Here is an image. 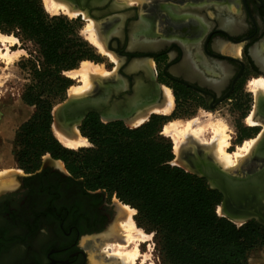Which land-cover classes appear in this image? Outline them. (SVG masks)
Wrapping results in <instances>:
<instances>
[{
	"label": "flooded vegetation",
	"instance_id": "1",
	"mask_svg": "<svg viewBox=\"0 0 264 264\" xmlns=\"http://www.w3.org/2000/svg\"><path fill=\"white\" fill-rule=\"evenodd\" d=\"M216 1L152 0L137 6L98 1L92 13L100 19L115 7L111 17L97 23L119 65L115 73L97 78L86 95L102 112L67 124L81 127L88 117L107 123L105 117L119 111L125 116L121 122L128 123L162 103L164 87L173 95L172 118L180 111L217 110L240 93L247 77H264L255 57L256 49L264 52V0ZM140 21L151 29L145 35L136 27ZM255 117L264 123L259 107ZM185 156L190 166H196V159L209 172L216 165L234 176L241 174L221 166L208 151L195 153L191 148ZM40 169L19 174L18 187L0 190V264H87L81 239L108 234L118 203L99 191H84L58 169ZM248 172L252 185L260 189L252 193L251 211L264 212V157L253 160ZM249 221L264 227L257 217Z\"/></svg>",
	"mask_w": 264,
	"mask_h": 264
},
{
	"label": "trees",
	"instance_id": "2",
	"mask_svg": "<svg viewBox=\"0 0 264 264\" xmlns=\"http://www.w3.org/2000/svg\"><path fill=\"white\" fill-rule=\"evenodd\" d=\"M81 29L79 19L49 14L42 0H0V31L33 41L42 59L32 62L35 82L24 94L35 112L16 131L13 155L18 166L33 173L49 154L65 164L68 180L84 191L115 195L135 208V222L154 232L164 264H249L250 253L264 245V227L251 221L238 225L220 216L222 193L205 177L173 165L164 116L153 115L137 127L88 117L80 129L91 145L78 149L55 136V101L72 83L65 72L96 59Z\"/></svg>",
	"mask_w": 264,
	"mask_h": 264
},
{
	"label": "rangeland",
	"instance_id": "3",
	"mask_svg": "<svg viewBox=\"0 0 264 264\" xmlns=\"http://www.w3.org/2000/svg\"><path fill=\"white\" fill-rule=\"evenodd\" d=\"M145 1L146 0H143L142 2H137V3L133 2L132 4L133 5H136V4L142 5L141 3H144ZM43 4H44V2H43ZM58 14L66 16L69 19H79L80 23L82 24L81 33H82L83 37H85V39L88 40V38H87L88 32H86L87 31L86 27L89 23V19H93V18L86 17V15H84L85 16L84 17L82 14H79V15L74 16V17L70 16L68 14H65L63 12H59ZM51 15H55V14L51 13ZM94 22L97 23V21H95V20H94ZM86 23H87V25H86ZM84 28H85V30H84ZM6 35H11V36L15 37L16 41H17V42L15 41L16 43L14 42L13 45L9 46L10 50L12 52L21 51L20 54L16 58H14L10 64H6L4 61L0 60V83H1L0 84V173L2 171H8L9 172L8 174H13V176L12 175L10 176L12 181H13L12 185L8 186L5 189H14L20 185V180L16 178V175L29 174L24 169H21L15 160V157L13 155L14 140H15L16 131L19 128L20 123L22 121H24V119L29 120L35 112V106L30 104L27 100H25L24 94H25L26 87L29 84H31L32 82H35L34 74H33L32 69H31L32 64L33 63L38 64L39 62L42 61V59H41V55L39 53L38 46L33 41H31L29 39H24L23 37H19V36H16L14 34H6ZM91 45L95 48L96 59L95 60H89V61H92L93 63H96V64H101V65L103 64L102 66L107 70L108 73H111V72L115 73L117 71V68L119 65L118 57L115 54H113L115 56V60H116V61L115 60L113 61L111 56L110 55L108 56V51H109V53H112V51H110L107 47H105V51L107 52L106 53V52L100 51V49L96 45H94L93 43H91ZM3 48H4V46H3ZM80 65H81V63H80ZM115 65H117V66H115ZM79 66L77 68H79ZM113 70H116V71L114 72ZM65 75L72 80V83L67 88L65 94L55 101V106H54L53 111H52V124H51L52 131L54 130L53 125L56 126V128L58 126L56 123V120L54 119V115H53L55 109H58V107H60L63 103H65L69 99V97H71L69 94V90H68V89H70V87H72L74 85L77 86V85L81 84V82L78 79L72 78L71 75L68 73V71L65 72ZM259 78H261V77H247V81L245 82L246 85L244 84L242 86L240 93L234 97H231L230 100H228L224 103L222 108H219L217 110L200 108V110H196V111H192V112L180 111V112L176 113V117L172 118L171 117L172 109H171V111H169V113H167V114L152 113L149 115L148 120L153 115H162L165 117V119L163 121L164 122L163 128H164L165 124H167L168 122H170L172 120H183V121H185L187 119H193V118L198 119L199 118L200 120L207 122V121H209V119H212V120H216V118L221 119L227 125V130H228L227 132L229 134V147L227 148V150H228V152L232 153L238 148V146H241L242 144H244L246 140H251L254 138H255V140L258 139V137L264 131L263 122L260 121L257 117H255L256 101H257L256 97L257 96L253 90V87H252V82L259 79ZM164 89H165V87H164ZM244 89H247V90H244ZM23 104H26V105H25V108L22 109L21 105H23ZM252 115H254L253 116L254 120L258 122L256 125L249 124L250 122L248 121V117H250ZM148 120H146V121H148ZM124 124H126L129 127H133V126H130V124H128L127 122H124ZM261 124H263V125H261ZM77 128L79 129V131L81 133L80 126H78ZM242 130L245 132V134L242 133ZM2 131L4 132V134L2 133ZM53 133H54V131H53ZM164 135L169 137L171 139V141L173 142V139L170 136H168L166 134H164ZM242 135H243V137H242ZM208 138H210L209 133H208V135H206V139H208ZM88 141H89V139H88ZM90 145H91V143L89 141V143L85 146H90ZM82 147H84V146H82ZM78 148H80V147H78ZM47 155H49V154H47ZM42 161H43V159H42ZM246 161H247V158L246 159L244 158L243 161L241 160L240 163L244 164ZM173 163L180 165V163L177 160L176 154H175V158L173 160ZM62 164H63V166H62ZM181 166L182 165H180V167ZM60 168L67 172V170L65 168V164L63 162L60 164ZM0 190H3V188ZM111 198L119 204L118 205V214H117L116 220L113 223V226L115 225V227L118 228L117 233L120 236V229H119L118 224H119V221L123 220L124 214L121 215V212H119L120 211L119 207H121V205L125 204V203H123L121 200H119L115 195L112 196ZM219 208H220V205L217 207V212L221 216L222 213L220 212L221 210L219 211ZM135 214H136V211L133 215V218H134ZM222 217H224V216H222ZM234 223H236L238 225L244 224V223H241L240 221H236V220H234ZM136 225H137V223H136ZM139 228H141L147 235H149V238H147L143 242H140V244H139L140 256L136 260L135 264H164L162 262L161 255H160L158 246L156 244V240L154 238V232H149L146 229H144L143 227H139ZM117 238L118 237L110 239V237L106 236V233L102 237H97V238L96 237L95 238L84 237V238H82L81 239V245L83 246V248L85 249V251L87 253V264H91V259H92V256L94 254H95L96 258H98V259H104V260L111 259L112 256L114 255V251H115L114 249L117 247L116 241H115ZM92 240H94V241H92ZM133 244L134 243H130L129 245L125 244L126 249L131 250L134 247ZM110 255H112V256L110 257ZM101 256H102V258H100ZM249 264H264V245L261 247H257L256 249H254L250 253Z\"/></svg>",
	"mask_w": 264,
	"mask_h": 264
},
{
	"label": "bare ground",
	"instance_id": "4",
	"mask_svg": "<svg viewBox=\"0 0 264 264\" xmlns=\"http://www.w3.org/2000/svg\"><path fill=\"white\" fill-rule=\"evenodd\" d=\"M42 1L44 2L45 9L50 14L51 13L52 14H58L59 12H63L65 14H68V15L73 16V17L77 16L79 14H82L83 16L85 15V12L83 10L76 9L72 5L71 1H69V0H42ZM142 1L143 0H117V2H119L120 4L122 3L123 5L124 4L128 5V4H132L133 2L137 3V2H142ZM148 1H152V0H148ZM146 2H147V0H146ZM120 4H117V5H120ZM136 6H137V4H136ZM113 8H115V7H113ZM234 11L235 10L233 9V12ZM105 13H106V11H105ZM116 14H118V13H116ZM128 14H129V12H128ZM142 14H144V11ZM101 16H103V15H101ZM114 17H116V16H114ZM235 22H236V20H235ZM98 23H100V21ZM98 23L94 22L93 19H89L88 25L86 23V25H87V27H86L87 31L86 32H88V35L87 34L86 35H87L88 40L91 43H93L94 45H96L100 49V51L106 52L105 51L106 46H105V43L103 41L105 33L102 32L101 26ZM232 23H233V21H232ZM232 23H231V25H232ZM235 25H237V24H235ZM115 27L116 26H114V28ZM136 27H138V29H140V31L144 35H145L146 31L149 32L151 30V29L149 30V28L146 29V24L144 21H140V24ZM233 27H230V28H233ZM84 30H85V28H84ZM137 32H139V31H137ZM136 34H138V33H136ZM138 35H140V34H138ZM105 37H106V35H105ZM15 41H16L15 37H13L11 35H6L0 31V60L4 61L6 64H10L13 61V59L16 58L21 52V51L12 52L10 50L9 46L13 45ZM3 46H4V48H3ZM238 51H237V53H239ZM113 54H114L113 52L109 53V51H108V56L110 55L114 61L115 56ZM255 57H256L258 63H260V65H262L264 67L263 49H256L255 50ZM102 65L93 63L92 61H89V60H85V61L81 62V65L79 66V68L68 71V73L71 75L72 78L78 79L81 82L80 85H77V86L74 85V86L70 87V89H68L70 96L71 97H80V96L87 95L94 88V83H95V80L97 78L102 79V78L108 77L110 73H108L107 70ZM115 66H117V65H115ZM113 71L115 72L116 70H113ZM252 87H253V90H254L257 97L261 94L264 95V78L261 77L255 81H253ZM163 90H164V97H163L162 103L151 106L149 109L146 110L145 113H137V115L134 116L131 120H128V124H130V126H138V125L144 123L148 119L149 115L152 113L167 114V113H169V111H171V109L173 107L172 92L168 88H165ZM253 116L254 115L248 117V121L250 122V123L249 122L248 123L251 125H256L258 122L254 120ZM57 125H58L57 128H56V126L53 125V127H54L53 131H54L56 137L59 139V141L63 145H65L66 147L77 149L78 147L85 146L89 143L88 139L86 137H84L79 132V129H77L76 126H74V132H72V134H68V132L66 133L65 131L62 130V128H60L59 124H57ZM227 131H228L227 125L225 124V122L223 120L217 119V118H216V120L209 119V121H207V122L202 121L199 118L198 119L197 118L187 119L185 121H183V120H172V121L168 122L167 124H165V126L163 128V133L170 136L173 139L174 153L177 155L178 162L183 167H185L187 169L190 168V165L188 163H186V161L183 158V153L186 150L191 149L196 145H199V146L203 147L205 150H207L209 153H211V155L215 158V160H217V162H219L221 164V166H223L227 169H230V170H234V169L239 170L240 167L243 165L240 163L241 160L243 161L244 158L245 159L248 158V156L251 154L254 146L256 145L258 139L255 140V138H254L251 140H246L244 144H242L241 146H238V148L234 152L231 153V152H228V150H227V148L229 147V134ZM207 132L210 134V138H208V139H206V135H208ZM197 161H199V160H197ZM197 161H194V163L200 164ZM61 163H62V161H57V164H59V166ZM62 166H63V164H62ZM8 173H9L8 171H2L0 173V189H2V188L5 189L8 186L12 185L13 181H12L10 176L11 175L13 176V174H8ZM119 210H120L119 212H121V215L124 214L123 220L119 221V224H118L119 229H120V236L117 233L118 228L115 227V225L114 226L112 225L111 229L109 230V233L106 234V236L107 237L109 236L110 238L118 237L115 240L117 247L114 249L115 250L114 255L113 256L110 255V257L112 256L111 259L104 260V259L96 258L95 254H94L92 256V259H91V264H135L136 260L139 258V256H140L139 244H140V242H143L147 238H149V235H147L141 228H139L136 225V222L133 218V215L136 211L134 208L130 207L127 204H122L121 207H119ZM219 211H220V208H219ZM92 241H94V240H92ZM130 243H134L133 244L134 247L131 250H128V249H126L125 244L129 245ZM100 258H102V256Z\"/></svg>",
	"mask_w": 264,
	"mask_h": 264
},
{
	"label": "water",
	"instance_id": "5",
	"mask_svg": "<svg viewBox=\"0 0 264 264\" xmlns=\"http://www.w3.org/2000/svg\"><path fill=\"white\" fill-rule=\"evenodd\" d=\"M69 1H71L74 4H77L78 9L83 10L87 17H91L98 22L100 20L106 19L107 17H111L115 12V10L111 8L108 12L104 13L103 18L100 19L96 17L97 15H94L92 13V9L94 10L96 5L98 4V1L100 0H69ZM83 1H85V5L82 3ZM256 107L257 110L259 107V109H261V112L264 113V95L259 96V100L257 102ZM92 111L102 112L100 109H97L94 106L93 102L88 98V96L85 95L80 97H69V99L65 103H63L60 107H58V109H55L53 115H54V119L56 120V123L59 124V126L63 130H65L68 133H72L74 132L73 127L75 125L74 126H71L70 124L68 125L67 121L72 120V121L80 122V120L83 117H85L87 114H89ZM123 117H125L124 114L121 111H119L115 116L105 117V122L121 121L122 119H124ZM133 127H137V126H133ZM192 149L195 151V153L207 152V150H205L203 147L199 148L197 146H194ZM188 151L189 149L183 153V158L188 153ZM263 154H264V133H262L258 137L257 143L254 146L251 154L247 158V161L240 167L239 170H237V172L241 173L238 174L237 176H234L235 174L232 175L229 172L223 171V169L217 167L216 165L214 166L215 171H211V172L205 169L206 167L203 166L204 168H201L200 167L201 164H196V163H195L196 166H190L189 169L182 166L181 167L185 168V170L188 172L197 174L201 177H205L212 188H217L222 192V194L224 195V199L220 204V210L222 213V214L220 213L221 216H224L233 222L234 220H236V221H240L241 223L247 222V220L251 217H257L258 221L264 224V212L258 210L257 208L255 212L251 211V208L254 207V205H252V193L254 190L260 191V189H255V185H252L253 182L250 180V177L247 176L249 174L248 168L252 165L253 160L256 161L258 159H261V157H264ZM57 161H61V160H57L50 155H46L43 158L40 170L49 167V168L58 169L62 171L65 175H68L66 171L60 168L59 164H57ZM194 161L197 160L195 159ZM173 165H177V164L173 163ZM222 174L224 175V177L222 176ZM16 178L19 179L20 175H16ZM259 199L260 197H257L258 201Z\"/></svg>",
	"mask_w": 264,
	"mask_h": 264
},
{
	"label": "crops",
	"instance_id": "6",
	"mask_svg": "<svg viewBox=\"0 0 264 264\" xmlns=\"http://www.w3.org/2000/svg\"><path fill=\"white\" fill-rule=\"evenodd\" d=\"M25 105L26 104H23V105H21V108L23 109V108H25ZM24 106V107H23ZM23 111V110H22ZM22 114V113H21ZM26 120H28V119H24V121H22L21 123H20V125L23 123V122H25ZM2 133L4 134V132L2 131Z\"/></svg>",
	"mask_w": 264,
	"mask_h": 264
}]
</instances>
